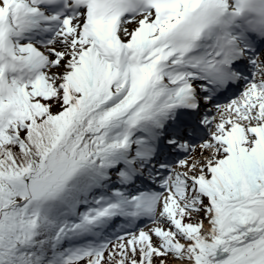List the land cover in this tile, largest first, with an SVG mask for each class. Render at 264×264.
Listing matches in <instances>:
<instances>
[{"label": "snow or ice", "instance_id": "snow-or-ice-1", "mask_svg": "<svg viewBox=\"0 0 264 264\" xmlns=\"http://www.w3.org/2000/svg\"><path fill=\"white\" fill-rule=\"evenodd\" d=\"M0 264H264V0H0Z\"/></svg>", "mask_w": 264, "mask_h": 264}]
</instances>
